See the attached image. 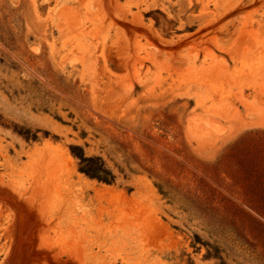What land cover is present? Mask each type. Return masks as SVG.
<instances>
[{"label": "rangeland", "instance_id": "rangeland-1", "mask_svg": "<svg viewBox=\"0 0 264 264\" xmlns=\"http://www.w3.org/2000/svg\"><path fill=\"white\" fill-rule=\"evenodd\" d=\"M0 264H264V0H0Z\"/></svg>", "mask_w": 264, "mask_h": 264}, {"label": "trees", "instance_id": "trees-1", "mask_svg": "<svg viewBox=\"0 0 264 264\" xmlns=\"http://www.w3.org/2000/svg\"><path fill=\"white\" fill-rule=\"evenodd\" d=\"M82 162H90L91 159L88 157H85V155H83L81 157ZM84 172H86L89 176L93 177V178H97L99 180L102 181H106V182H112V180L110 179V173H108L106 170L98 167V166H92V165H86L83 168Z\"/></svg>", "mask_w": 264, "mask_h": 264}]
</instances>
